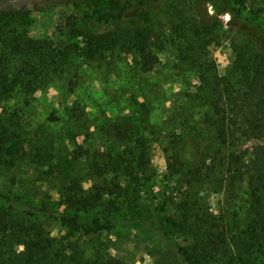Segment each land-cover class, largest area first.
<instances>
[{"label":"rangeland","instance_id":"obj_1","mask_svg":"<svg viewBox=\"0 0 264 264\" xmlns=\"http://www.w3.org/2000/svg\"><path fill=\"white\" fill-rule=\"evenodd\" d=\"M225 2L264 29V0ZM0 4L28 8L34 38L73 44L85 52L95 36L123 28L114 19L120 10L143 5V21L136 23L151 31L156 63L147 74L138 71L128 48L93 59L81 55L43 88L0 102V118L9 123L10 134L0 158V192L32 210L49 205L90 229L112 217L137 220L85 234L38 214V222L53 239L55 264H73L62 261V256L78 253L93 259L96 252L103 264H183L160 237L158 226L168 234V243L187 249L192 235L172 225L180 220L179 208L186 198L199 218L224 214L240 220L241 228L246 225V187L238 178L231 183L226 164L250 160L264 139H241L232 146L218 143L208 117V92L199 80L200 74L229 77L235 47L245 43V36L229 27L228 13L210 0H0ZM115 155H121L123 166H131L137 184L122 167L111 168ZM175 157L183 170L206 162L212 172L188 187L182 176L167 168ZM96 160L108 166L103 178L91 172ZM142 162L143 175L138 167ZM115 190L120 191L110 193ZM70 195L76 196L78 207L65 204ZM10 206L0 200V211ZM23 248L16 245L13 253L21 256Z\"/></svg>","mask_w":264,"mask_h":264},{"label":"trees","instance_id":"obj_2","mask_svg":"<svg viewBox=\"0 0 264 264\" xmlns=\"http://www.w3.org/2000/svg\"><path fill=\"white\" fill-rule=\"evenodd\" d=\"M210 2L229 14V27L243 34L246 39L244 44L235 47L229 77L221 80L215 75H199L200 82L208 92L206 105L216 141L224 146H232L241 139H264V29L234 13L227 7L225 0ZM143 12L141 4L129 11L120 10L114 19L118 18L124 24L123 28L107 36H95L90 50L85 52L73 44H50L46 39L34 38L29 31V9L0 4V102L18 92L29 95L43 88L49 81L64 74L73 64L74 57L81 55L93 59L98 54L102 56L116 49L128 48L138 71L143 74L151 72L156 63V56L151 49V31L142 27L144 25H137L143 21ZM8 126L9 123L0 118V158L10 140ZM137 146L144 151L141 144ZM111 159L114 160L111 168L117 166L120 170L122 167L124 174L135 184L138 183L131 166H123L121 155L111 156ZM173 160L167 166L168 170L172 175L182 176L188 187L201 183L207 172H212V167L206 162L183 170L178 159L175 157ZM144 164L142 162L138 166L141 174ZM90 169L99 178L109 171L108 166L99 160L93 161ZM226 171L232 184L238 178L246 187L244 193L249 221L241 228L240 220L228 218L224 214L199 218L194 215L186 198L179 208L180 220L172 225L180 232L191 234L192 244L183 249L168 243V234L158 226L160 237L183 264H264V145L248 161H228ZM146 181L144 178L147 186ZM119 191L110 193L118 194ZM147 195H150L149 190ZM0 200L11 205L9 210L0 211V264L57 263L51 253L53 239L37 220L40 213L59 219L73 230L85 234L137 221L112 217L107 224H97V227L90 229L78 222L75 216L58 214L49 205L32 210L24 203L14 204L2 192ZM65 204L78 207L79 202L76 196L70 195L65 197ZM139 222L142 223V220ZM16 245L24 246L21 256L13 253ZM98 254L96 252L93 259L83 258L79 253L72 258L62 256V261L103 264Z\"/></svg>","mask_w":264,"mask_h":264}]
</instances>
